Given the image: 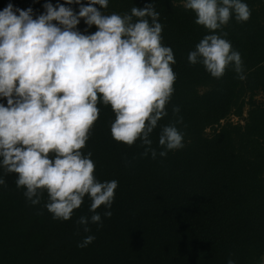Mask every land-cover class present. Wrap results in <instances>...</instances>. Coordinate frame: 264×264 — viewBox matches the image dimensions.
I'll return each instance as SVG.
<instances>
[{
	"label": "trees",
	"instance_id": "trees-1",
	"mask_svg": "<svg viewBox=\"0 0 264 264\" xmlns=\"http://www.w3.org/2000/svg\"><path fill=\"white\" fill-rule=\"evenodd\" d=\"M45 2L0 0V10L12 3L39 14ZM150 2L109 0L102 11L124 14ZM246 2L250 19H230L220 30L241 54L246 78L240 80L231 67L215 79L202 65L189 64L188 52L207 30L194 23L182 0H153L162 43L174 53L176 81L167 115L150 139L159 152L160 127L179 116L184 147L163 158L141 156L139 140L128 146L111 138L114 113L98 104L82 151L92 153L99 181H118L111 217H104L101 205V224H89L85 233L76 221L92 215L86 196L69 220H53L44 208L46 193L33 206L16 187V174L0 170L6 181L0 187V264H226L229 258L264 264V103L254 99L264 92V0ZM174 106L180 109L176 115ZM89 234L95 240L77 247Z\"/></svg>",
	"mask_w": 264,
	"mask_h": 264
},
{
	"label": "clouds",
	"instance_id": "clouds-1",
	"mask_svg": "<svg viewBox=\"0 0 264 264\" xmlns=\"http://www.w3.org/2000/svg\"><path fill=\"white\" fill-rule=\"evenodd\" d=\"M108 3L46 0L39 14L12 3L0 10V170L16 174L15 185L31 205L46 193L44 208L53 220H69L87 196L92 215L76 221L85 233L89 224H101V205L104 217H111L118 187L115 179L99 181L92 153L82 151L98 120V104L114 113L111 138L128 146L139 140L141 156L163 158L184 147L179 116L160 127L159 152L150 139L167 115L176 81L174 53L162 43L153 0L124 14H105ZM182 7L207 30L188 52V63L202 65L215 79L231 67L244 80L241 54L220 30L230 19H250L246 0H182ZM172 112L178 114L179 107ZM4 175L0 187H6ZM94 240L86 235L77 247Z\"/></svg>",
	"mask_w": 264,
	"mask_h": 264
},
{
	"label": "rangeland",
	"instance_id": "rangeland-1",
	"mask_svg": "<svg viewBox=\"0 0 264 264\" xmlns=\"http://www.w3.org/2000/svg\"><path fill=\"white\" fill-rule=\"evenodd\" d=\"M254 99L259 102V103H264V92L263 91H258L255 95H254ZM264 259V256H263Z\"/></svg>",
	"mask_w": 264,
	"mask_h": 264
},
{
	"label": "built area",
	"instance_id": "built-area-1",
	"mask_svg": "<svg viewBox=\"0 0 264 264\" xmlns=\"http://www.w3.org/2000/svg\"><path fill=\"white\" fill-rule=\"evenodd\" d=\"M230 120H232V121H236L237 118H236L235 116L231 115Z\"/></svg>",
	"mask_w": 264,
	"mask_h": 264
}]
</instances>
